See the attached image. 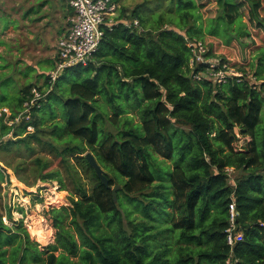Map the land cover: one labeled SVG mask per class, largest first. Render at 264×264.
<instances>
[{
  "label": "trees",
  "instance_id": "16d2710c",
  "mask_svg": "<svg viewBox=\"0 0 264 264\" xmlns=\"http://www.w3.org/2000/svg\"><path fill=\"white\" fill-rule=\"evenodd\" d=\"M149 3L156 9L148 14ZM211 4L213 15L206 9ZM206 20L218 27L223 21L233 37L223 42L206 34ZM257 30L264 33V0H144L129 12L120 9L88 63L65 69L29 120L9 126L0 118V264H226L231 202L241 235L232 259L264 264V36L254 42ZM188 41L203 44L205 60L241 75L221 84L195 80L205 66L190 67ZM221 41L235 43L242 62L218 52ZM31 89L1 97L10 120L22 112ZM99 99L110 107L113 131L104 127L107 112ZM54 105L60 120L45 128ZM239 137L249 141L235 150ZM87 150L109 175V186H119L115 201L82 156ZM165 161L172 164L163 175L172 190L162 194ZM6 170L27 187L57 182L69 193L70 207L49 211L53 244L40 247L22 222H12L2 203ZM157 199L166 206L164 220L151 215ZM131 207L142 213L141 222L129 220ZM169 237L177 244L172 254Z\"/></svg>",
  "mask_w": 264,
  "mask_h": 264
},
{
  "label": "rangeland",
  "instance_id": "374dc122",
  "mask_svg": "<svg viewBox=\"0 0 264 264\" xmlns=\"http://www.w3.org/2000/svg\"><path fill=\"white\" fill-rule=\"evenodd\" d=\"M150 1V0H148ZM152 1V0H151ZM23 2L21 5L26 2V0H0V24L2 26H5V31H1L0 29V66H5L6 70L3 68H0V100L2 99L1 97L5 98L8 100L9 98L17 96L18 91L22 89L24 86H28L31 84V79H25V76H32L34 75V72L29 71L28 69L22 70L20 69L22 66L17 64L18 58L14 56L13 54L17 52L20 54L19 58H22L24 54L22 53L23 49H32L34 46H31L30 43H27L24 45V41L20 39L19 35V27L20 21H19V11L20 9H24L22 6L20 8V4ZM144 2V0H119L116 1L118 4V10H117V16L119 15L120 9H125L128 12L131 11L133 8H135L138 4H141ZM50 3V2H49ZM157 3V2H156ZM15 4H18L16 6ZM158 4V3H157ZM34 7L38 11L42 8L43 5V0H35L34 1ZM156 6L155 3H149L147 8L144 9L146 13L149 14V12L155 11ZM206 9H210L208 11V14H215V4H211L206 7ZM205 9V10H206ZM154 17L156 18V15L153 14ZM12 20H15V22H12ZM244 23L246 22V19L243 18L242 20ZM12 22L13 24L17 26V31L15 32H10L8 29L9 26L13 25L10 23ZM221 26L216 25L217 23L214 21H207L206 24H209V27L204 30L206 34L212 33L215 34L219 37H221V40L224 41H229L233 36L232 33H229L227 31V26L223 21H220ZM203 23L202 28L206 27V24ZM202 24V23H201ZM14 25V26H15ZM31 33L33 34V30L31 28H27ZM24 32V31H23ZM256 34L253 37L254 42H259V39L264 36V33L257 30L255 31ZM239 33H237L235 36H238ZM23 36V33H22ZM221 41V42H222ZM220 44L218 46V52H223L225 56L230 59L231 61H239L242 62L239 48L235 43H231L229 46L223 45L224 43ZM14 63H16L18 68H13L11 69L12 66H14ZM47 65V66H46ZM47 67V68H46ZM227 67L229 70L234 71L235 73H239L235 67H231L230 65L227 64ZM45 71L49 70L52 68V66L48 63L45 64ZM248 71V69H246ZM254 70V69H253ZM252 73V72H251ZM63 74L60 73L58 77H60ZM24 79H22V78ZM251 78V76H250ZM46 76L44 82H46ZM74 80V79H73ZM251 82H254V80L251 78ZM42 83L39 81L36 84L37 85H32L33 87L37 88H42L45 83ZM68 85V84H66ZM58 86L61 89L65 88V81L63 79H60L58 81ZM8 102L4 103L6 105ZM99 103L101 106H103V110L107 112V118L104 119V127L106 130L113 131L112 126L109 124L107 121L109 118L112 117L111 115V110L110 107L106 106L103 102L102 99H99ZM1 106V105H0ZM55 108L56 114L54 119L49 120L47 118L46 122L44 123L45 128H51L52 124L55 121L60 120V112L57 109V106H53ZM133 119L134 124H139V119L136 114H131L129 115ZM124 117V116H123ZM121 117V118H123ZM27 131L32 132L33 129H27ZM237 131V130H236ZM237 134V133H236ZM11 136L9 135L8 137L5 138H10ZM249 141V138H243L239 137L238 142L234 145L235 150H239L244 147V145ZM89 151L87 150L82 156H84L86 153ZM158 160V162H161L163 159L159 156H155ZM48 158H51L48 156ZM73 162V161H72ZM57 162L54 163L53 167H56ZM164 168L159 169V174L161 176L168 174V167H172V164H170L168 161L164 162ZM230 172L232 169L229 170ZM6 173L9 176L8 183H4L2 185V203L3 206H5L7 209L11 210L12 214V222H22L23 226L26 228L27 232L30 235V239L34 242H37L40 247L47 246L49 244H53L55 241V234L56 231L52 228V220L50 219L49 211L51 209H60L62 207H70V200H69V193L67 191H63L60 189L59 185L57 182H41L38 181L34 186L32 187H27L21 182H19L16 177L14 176L13 172L10 170H6ZM236 173L232 171L230 174L231 180L230 182L233 183V179L235 177ZM85 178V177H84ZM161 178H164V182H166L165 179H167V184L165 186V189H162V194L167 193V191H171L169 187L170 185V177L163 176ZM86 181V180H85ZM167 189V191H166ZM119 190H117L118 192ZM161 191V190H160ZM121 198L123 196L121 195ZM139 198V197H138ZM158 203H160L159 208L157 211H152L153 216L162 218L164 220L165 215L167 214L166 211V206L162 205L161 199H157ZM124 203H126L125 200H123ZM148 203V201L146 202ZM22 210V211H20ZM131 215L129 220H131L134 224H137L143 220V215L140 211H137L136 208L131 207ZM71 220V217H69L68 220L65 221V224L67 227H70L69 222ZM4 223H7L11 225V223L6 219L3 218ZM168 225V223L166 222ZM31 230V231H30ZM43 231L47 235L50 233V240H48L45 244H41L37 241V238L33 235V231ZM123 230H129L128 225L126 220L124 221L123 224ZM73 233V232H72ZM74 234V233H73ZM35 237V238H33ZM76 241L79 242V239L77 236H75ZM168 244L171 248V254L172 250L177 246L175 240L172 239V237L168 238ZM58 255V252L55 253ZM76 260V258H73Z\"/></svg>",
  "mask_w": 264,
  "mask_h": 264
},
{
  "label": "built area",
  "instance_id": "2783aa9c",
  "mask_svg": "<svg viewBox=\"0 0 264 264\" xmlns=\"http://www.w3.org/2000/svg\"><path fill=\"white\" fill-rule=\"evenodd\" d=\"M72 14L68 19V27L56 44V59L54 69L47 74V86L42 90L31 89V97L28 98L22 107V112L13 121L10 120V112L7 108H0V118L11 126L20 119L29 120L31 110L40 107V102L52 90L58 76L65 69L74 66H84L97 51L98 45L103 37L105 29H111L116 24L118 4L115 0H66ZM130 26V23H124ZM136 21L133 26H137ZM187 47L191 49L192 58L190 67L194 63L205 66V71L194 76L195 80L206 77L215 83L221 84L229 77H239L241 74L228 69L227 66H220L217 61L204 59L205 47L201 42L188 41ZM28 129H33L28 127ZM229 226L225 230L226 242L230 247V256L226 264H238L232 259V248L241 239V235L235 233V221L238 213L235 203L228 206Z\"/></svg>",
  "mask_w": 264,
  "mask_h": 264
},
{
  "label": "crops",
  "instance_id": "0c3cea01",
  "mask_svg": "<svg viewBox=\"0 0 264 264\" xmlns=\"http://www.w3.org/2000/svg\"><path fill=\"white\" fill-rule=\"evenodd\" d=\"M35 0H26L23 5V2L19 3L20 8L24 6V9L19 11V35L20 39L24 41V45L30 43L31 46H34L32 49H23L22 53L24 56L19 58L20 54L15 52L13 55L18 58L20 69H28L31 72H34L32 76H25V79H31V84L28 86L33 87L32 85H37V82L41 84L45 80V76L53 70L56 59V44L59 38L64 34L68 27V19L71 16L72 12L66 2V0H43V5L40 11L34 7ZM50 2V3H49ZM116 2V1H115ZM18 6V4H15ZM15 22V20H12ZM10 22L12 26H9L8 30L10 32L17 31V26L15 23ZM7 25V24H6ZM5 26L0 24L1 31H5ZM15 25V26H14ZM27 28L33 30V34ZM24 31V32H23ZM23 33V36H22ZM16 63H14L13 68H18ZM50 64L52 68L45 71V64ZM47 66V65H46ZM5 66H0L4 68ZM22 78V77H21ZM24 79V78H22ZM45 83V82H44ZM26 87V86H24Z\"/></svg>",
  "mask_w": 264,
  "mask_h": 264
},
{
  "label": "water",
  "instance_id": "95a60500",
  "mask_svg": "<svg viewBox=\"0 0 264 264\" xmlns=\"http://www.w3.org/2000/svg\"><path fill=\"white\" fill-rule=\"evenodd\" d=\"M87 162V164L93 169L96 177L100 180V182L111 190L112 196L114 201L116 200V192L119 190V186H115L114 188H111L109 186V175L101 168V166L97 163L95 157L91 152L86 153L83 156Z\"/></svg>",
  "mask_w": 264,
  "mask_h": 264
},
{
  "label": "bare ground",
  "instance_id": "6f19581e",
  "mask_svg": "<svg viewBox=\"0 0 264 264\" xmlns=\"http://www.w3.org/2000/svg\"><path fill=\"white\" fill-rule=\"evenodd\" d=\"M32 233L37 238V241L41 244H45L48 240H50V233L47 235V233L45 234L43 231H38V230L33 231Z\"/></svg>",
  "mask_w": 264,
  "mask_h": 264
}]
</instances>
